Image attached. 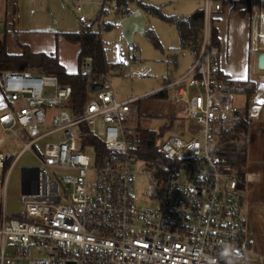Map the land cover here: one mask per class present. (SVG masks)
<instances>
[{
    "label": "built area",
    "instance_id": "built-area-1",
    "mask_svg": "<svg viewBox=\"0 0 264 264\" xmlns=\"http://www.w3.org/2000/svg\"><path fill=\"white\" fill-rule=\"evenodd\" d=\"M221 1L203 0L201 46L188 71L171 83L179 86L174 98L184 104L190 126L157 144L169 161L164 167H151L135 154L138 116L132 104L139 97L117 99L104 85L108 76L93 90L91 57L83 64L90 83L80 114L65 107L73 89L56 75L0 69V89L13 102L0 114V126L40 163L23 171V216H9L1 205L0 264H264V252L245 230L242 179L225 171L213 152L246 119L239 104L245 86L221 71L212 52L213 16ZM252 1L264 51V0ZM75 6L82 11L80 0ZM5 24L0 18V28ZM56 133L60 137L44 143L42 154L34 150ZM89 136L110 152L104 161L85 142ZM5 157L0 149V168ZM139 173L148 179L147 199L154 206L136 203Z\"/></svg>",
    "mask_w": 264,
    "mask_h": 264
},
{
    "label": "rangeland",
    "instance_id": "rangeland-1",
    "mask_svg": "<svg viewBox=\"0 0 264 264\" xmlns=\"http://www.w3.org/2000/svg\"><path fill=\"white\" fill-rule=\"evenodd\" d=\"M8 5V17L6 18L7 29L10 31L8 43L12 49H21L22 39H16L13 35V28L17 32L31 34L34 38L32 46L54 47V53L59 52L67 57L75 59L74 44L68 43L59 31H78L83 25L93 24L98 29V22L111 24V28L101 30V39L105 46V58L107 63H121L122 67L111 72L107 77L108 89H112L117 99L123 101L139 97L132 105L137 108V116H140L142 126L160 132L166 126L168 119L175 120V125L170 126L165 136L171 134H186L190 122L186 119L184 104L177 102L174 98V90L178 85L170 84L182 77L194 61V53L189 48H181L180 39L176 26L165 20L163 17L142 11L146 20L145 33L134 34V44L129 45L122 33V22L124 18V7L118 6L114 1L105 3L106 11L98 18V12L104 0H80L82 11L76 9V0H0ZM245 5L241 10L240 4L230 12L222 16L221 28L225 34L228 25L232 27L235 17L246 19V35L251 37V43L255 41L254 18L252 11L256 3L252 0H239ZM0 2V8L3 3ZM146 4L160 9L166 16H188L196 9L204 6L202 0H145ZM140 6L138 0H131L128 3L129 10H136ZM136 12V11H135ZM219 12V11H218ZM80 15L86 17V21H80ZM218 13L213 17L217 18ZM251 23H250V21ZM229 27V28H231ZM147 31V32H146ZM153 31L159 41V45L148 35ZM259 43V42H258ZM256 46V45H255ZM263 51V50H260ZM212 52L217 55L218 47H213ZM251 69H254L252 61ZM264 71V70H263ZM256 79H261L259 74L254 72ZM105 80V78H102ZM167 90L165 98L151 96L153 91ZM159 89V90H158ZM10 100V98L7 96ZM246 97L239 96V104ZM11 101V100H10ZM6 110V109H5ZM243 121V120H242ZM137 123V122H136ZM240 123V122H239ZM238 123V124H239ZM236 124V125H238ZM76 130V128H74ZM61 133L47 136L34 146L38 154H42L44 143L54 141ZM24 139L26 138L22 135ZM164 138H158V144ZM23 147L16 137L10 135L0 127V149L8 159L6 166L0 168V210L4 207L9 216H23L25 202L23 195V170L35 169L40 163L31 150L21 152ZM16 158L12 166L10 163ZM142 172L143 168H136ZM245 170V169H244ZM61 174L67 171H61ZM249 173H245V182L242 181L241 188L244 191L247 201V216L245 230L252 245L259 251L264 252V184L251 188ZM255 185V184H254ZM148 179L142 173L136 176L133 194L136 203L141 207L154 206L155 203L147 199Z\"/></svg>",
    "mask_w": 264,
    "mask_h": 264
},
{
    "label": "trees",
    "instance_id": "trees-1",
    "mask_svg": "<svg viewBox=\"0 0 264 264\" xmlns=\"http://www.w3.org/2000/svg\"><path fill=\"white\" fill-rule=\"evenodd\" d=\"M114 1L118 6L124 7L123 14L127 17L133 13L132 10L128 9V3L131 0H104L103 4L98 12V18L106 11L105 3ZM172 1V0H169ZM203 1V0H202ZM139 8L147 13L159 15L171 24L176 26L181 48H190L193 50L195 55L199 50L202 43L203 28L205 22L204 6L196 9L193 13L188 16H166L163 15L159 8L152 5L146 4L145 0H138ZM217 18L213 17L212 26V44L214 47L220 46V40L218 35V28L216 25ZM99 28H93V24L83 25L78 31H63L60 32L68 42L79 45L78 52V69L76 72H68L63 64L60 63L58 57L55 54L45 53H32L27 45L21 44V54H10L7 52V30L4 33H0V69L5 70H30L37 74H54L59 78V81L63 85H70L73 89L71 99L65 104V107L70 109L74 114L82 113L84 105L86 103V97L88 93V87L90 78L83 72L84 60L87 57L93 59L92 70L93 74L91 80L95 84L102 78L110 77L111 72L118 70L122 67L121 63L109 64L105 58V46L101 39V30L111 28V24L98 23ZM147 32V31H146ZM150 38L155 44L159 45V41L153 31L148 32ZM219 50L217 52V57ZM42 56L43 60L39 67L29 66V56ZM219 63V57H218ZM110 73V75H109ZM227 76V75H226ZM230 78V77H229ZM245 86V94H247V101L256 91L255 82L251 80H237ZM93 84V85H94ZM167 90L158 91L152 93L151 96L157 98H165L167 96ZM246 119L241 121L238 125L229 130L225 135L222 136L220 141L215 145L214 151L219 154L222 158V163L225 171L235 173L238 175L243 182H245V166L248 163V115L247 105ZM168 122L164 127L163 132H156L152 129L142 126L140 122V116L138 117L137 123L133 126L136 136L138 137V149L135 154L138 158L145 161L149 166L154 168L164 167L169 161L164 154L159 150L156 141L158 138L164 137L165 132H168L170 126L175 125V120L167 118ZM172 135V134H171ZM85 142L91 146L98 159L102 162L110 155V152L105 148L103 143L94 136L86 138ZM85 144V143H84ZM15 158V157H14ZM13 158V160H14ZM12 160V162H13ZM98 160V161H99ZM8 159L5 157L3 168L6 166ZM10 163V166L12 165ZM242 183V182H241ZM240 183V185H241ZM241 187V186H240Z\"/></svg>",
    "mask_w": 264,
    "mask_h": 264
},
{
    "label": "crops",
    "instance_id": "crops-1",
    "mask_svg": "<svg viewBox=\"0 0 264 264\" xmlns=\"http://www.w3.org/2000/svg\"><path fill=\"white\" fill-rule=\"evenodd\" d=\"M221 3L222 9L217 12L219 15L216 22L220 40V46L218 47V57L221 71L234 80H251L255 82L256 86V91L251 95L250 100L247 101V94H243L246 99H244V101H241L242 107L245 108L247 105L249 125L247 145L248 163L245 166V173H249V179L251 178L252 180V183L249 182V184L251 185V188H253L255 186L258 187L259 181L260 183L264 184V71L257 68V53L259 52V43L256 38V34L254 43H251V37H249V35H246L247 25L246 19L244 18L245 14L241 15L242 17H240L239 19L238 17H235L232 21V27L229 24L228 26L231 28L228 27L225 34L223 33V28H221L222 16L226 14V11H229L228 13H230L237 6V3L241 6L240 11H243L245 10V5L239 0H222ZM3 5L4 6L0 8V18L4 19L6 23V18L8 17V5L4 3ZM138 10H140V8L133 10V12ZM125 18L126 17H124L123 19ZM5 29L7 30V52L10 54H21L22 48L19 49L18 47V49H12L11 45L8 43L10 31L7 29V24H5V27L0 28V33H4ZM12 30V33H14L13 36L16 39L19 38L20 40L22 39L24 41H19V43L27 45L32 53H54V47L52 46H32L34 38L31 34L17 32L15 28H13ZM60 32L62 31H59L58 35L62 36L61 34H59ZM63 39L67 41L64 37ZM72 44H74L75 47V59L69 58L63 53L59 54L58 51L55 52L58 60L61 64L64 65L68 72H76L78 69L79 45L75 43ZM252 61L254 63L255 70L251 69ZM254 72L256 74H259L261 78L260 80L256 79L253 76ZM156 91L157 90L153 92ZM12 104L13 102L10 101L7 98V95H5V93H3V91L0 89V114ZM135 109L137 110L136 107Z\"/></svg>",
    "mask_w": 264,
    "mask_h": 264
},
{
    "label": "water",
    "instance_id": "water-1",
    "mask_svg": "<svg viewBox=\"0 0 264 264\" xmlns=\"http://www.w3.org/2000/svg\"><path fill=\"white\" fill-rule=\"evenodd\" d=\"M255 33L257 31V22L254 23ZM146 20L144 13L142 10H138L133 12L131 15L127 16L122 22V33L125 39L128 41L129 45L132 46L134 44V34L136 32L145 33L146 29ZM42 56H29L28 57V65L39 67L42 63ZM257 68L259 70H264V51H259L257 53ZM102 88V84L95 83L92 86L93 90H98Z\"/></svg>",
    "mask_w": 264,
    "mask_h": 264
}]
</instances>
